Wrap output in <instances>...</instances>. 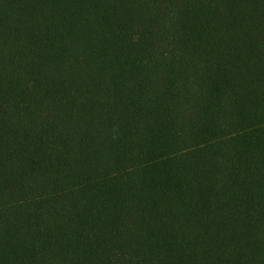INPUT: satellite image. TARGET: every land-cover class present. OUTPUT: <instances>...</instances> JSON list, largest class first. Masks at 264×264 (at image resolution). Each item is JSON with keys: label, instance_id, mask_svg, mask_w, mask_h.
<instances>
[{"label": "trees", "instance_id": "trees-1", "mask_svg": "<svg viewBox=\"0 0 264 264\" xmlns=\"http://www.w3.org/2000/svg\"><path fill=\"white\" fill-rule=\"evenodd\" d=\"M0 264H264V0H0Z\"/></svg>", "mask_w": 264, "mask_h": 264}]
</instances>
